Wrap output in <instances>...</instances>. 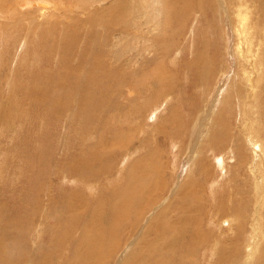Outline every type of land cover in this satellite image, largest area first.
<instances>
[{
	"label": "bare ground",
	"instance_id": "obj_1",
	"mask_svg": "<svg viewBox=\"0 0 264 264\" xmlns=\"http://www.w3.org/2000/svg\"><path fill=\"white\" fill-rule=\"evenodd\" d=\"M10 1L15 0H0V31L8 32L7 30H9V32L18 33L21 29L22 32L25 29L23 33L25 38L31 34H36L38 36V45L42 47L39 53L40 55L45 54V59L42 60V63L45 62L47 67H52L53 61L56 59L55 73L46 76L50 72H46L44 69L35 70L40 72L44 71L40 77H33L37 72L29 73L31 77L30 81L35 85L33 92H39L44 88L35 97L36 100L34 103L41 107L48 116L60 114L70 115V117L74 118L72 119L71 125L72 131L75 133H77L75 126L78 127L79 134L86 127L88 133L93 131V136L94 130L97 131L101 128L99 132H96L98 141H95L96 143L91 146H86L85 149L82 148L80 151L85 152L83 154L84 159L71 156L74 159H70L72 160L70 163L63 164L64 167L58 163L60 165H55L56 168H53L55 169V175L64 169L69 172L73 180L77 179L78 181L83 178V181L91 183L92 186V183L104 179L107 180L113 176L116 169V176L114 175V178L120 183L118 185H110L112 187H108V192H98V194L100 193L102 195V201H97L94 205L88 203V197L80 200L82 194L75 190L69 193L63 191L66 195L61 204L59 202L57 203V197L49 201L45 205L47 214L50 219L56 216L58 221L55 225L56 227H60L62 232L61 235L58 234L56 236V239L54 238L55 241L51 249L47 252L43 250L40 252L39 258H29L28 249L31 248L25 236L30 237L36 231L37 227L39 229L36 233H42L41 236L44 234L45 231H39L40 227L37 225L39 222L37 218L41 217L39 215L43 213L41 211L43 204L41 205V202L35 198L31 199V203L26 202L24 208L22 207L23 218L21 219V223L24 225H21V227H23L22 235L28 249L20 246L16 242L15 237L18 235V231L14 229L12 234L1 236L0 264H53L57 260H62V253L64 251L68 252L69 249H71V256L62 264H98L101 262L98 254L104 248L108 247L111 242L113 244L108 248L109 250L107 249L108 251L106 250L107 252L103 255L102 261L108 259L103 264H114L119 257V253H122L125 249V241L129 239L130 247L127 249L132 248V252H136L134 255L137 254L138 259L144 257L145 263L147 264L185 263V259L189 256L187 248L191 247L193 249L194 247L192 245H197L193 237L196 235L197 228L202 227L199 215L201 209L206 207L208 201V198H205L206 184L216 178L211 193L217 197L227 187H229V191L235 190L233 189L234 187H230L233 186V181L237 177L242 176L241 173L248 172L253 180L256 179L258 184L262 183L264 186V145L260 142V137L257 135V130L260 127H264V124L260 123V121L262 122L261 117L255 118L254 111L252 110L253 102L257 101V107H261L264 101V22L262 24L260 23V20L264 18L261 15L264 8V0H226L227 8H225L226 11L223 13L227 23L229 24L230 22L233 29V55L236 57L238 67V72L234 73L233 77H231L228 91L232 92L234 96L235 88H238L241 112L238 118L235 117L236 114L234 117L239 120L240 128H238L243 134V139L245 137L249 141L250 150H248L251 151V156H248L246 152L247 146L244 141L240 144L238 141H233L234 147H230L231 149H229V144L233 138L224 135L226 119L218 122L220 109H218L217 115L214 116L209 113L202 114L201 108L200 110L194 109L192 111V108L195 107V103H193L194 106L192 105L190 109L191 116L186 121L184 127L189 131L191 129L194 131L198 130L199 133L198 131L195 132L198 138L195 143H189L190 145H187V141L183 143L182 141L175 142L178 144L177 148L179 152H181L179 153L180 156L186 151V156L189 161L186 173L188 178L182 182L178 180L179 184L170 190L166 201H164L166 198L165 189L169 182L166 181V177L164 176L166 172L164 170L166 166V169H169L168 166H170V163L164 159V156L159 155L161 150L158 145L154 149L152 146H145L147 154L131 160L130 158L136 149V145L133 144L134 139L131 140L128 132L116 127L114 131L109 132V142L111 144L109 148L106 147L107 150L105 152V136L103 134L106 130L109 131L112 123H105L106 121L104 122L100 119L104 115H110L113 122H117V119L122 118L123 112L119 110V106L114 98L109 99V97H103L100 94V91L104 90L101 85H105L106 81V85L110 87L112 79L119 78L112 85L114 90L128 88L130 91L137 92V96L141 97L149 91L150 85L155 90L154 96L156 98H154L153 103H156L157 98L159 101L165 97L169 89L166 81L167 66L165 59H169L171 53L177 49L178 45H181V36L184 37L186 33L183 35V32L185 30L188 31L185 22L181 26V36L173 30L172 26L178 20L180 22L183 21L180 19L182 15L186 17L192 13V18H199V16L206 14L207 10L213 5L212 0H182V5L178 8L175 7L180 0H16L11 5L9 3ZM175 16H177V19H175ZM188 20L186 19V21ZM258 20L259 23L257 24L256 22ZM176 26L179 27L180 24ZM193 30L194 28L191 34ZM116 31L120 35V41L117 39L113 40L110 36ZM70 41H73V43L77 41V43L79 42L81 44L78 52L76 50L74 52L71 51ZM133 41L141 44L140 50H133L131 55L128 54L129 56L126 55L125 57L124 53L130 49L128 43H133L134 48H137ZM54 46H56V52L53 49ZM118 46H120L119 50H117ZM193 49H191L192 54L195 53L198 59L193 65L191 64L192 66L190 68L188 67L189 69L187 68V72L190 77H193L192 83L198 89L204 84V81L206 82V79L202 76L203 67L201 64L198 68V60H202V56L197 50ZM43 51L45 53H42ZM145 53H153V57L147 60L153 63L157 58L160 61L158 67L152 68V64L149 63V68L140 64L141 66L138 70H126L127 67L130 69L131 66H128L130 63L134 66V61L143 57L142 55ZM31 57L34 58V55L32 54ZM118 57L124 59L125 63L118 64L120 61H111V59L117 60ZM143 69L147 70L137 73V71L139 72V70ZM66 71L69 73V76L64 77L62 73L67 74ZM107 71H110V73ZM135 73L138 76L132 77ZM216 79L217 77L213 83ZM245 81L250 86V91H247ZM11 83L10 89L14 85ZM161 83L163 84L159 87ZM146 87L147 89H145ZM101 98L103 99V103L97 106ZM246 103L248 104L247 107ZM73 107L75 110L71 115L70 111ZM244 108L246 110L242 112ZM179 110L180 108L177 107L172 111L170 110V112H177ZM234 113L230 112V115ZM1 114L4 118V111ZM173 115H176V113ZM40 116L46 117V115L43 116L42 112ZM212 117L214 120L211 119ZM75 118L80 119L82 122L78 124ZM86 120L89 122L88 125L84 124ZM173 123L169 127L163 126L158 133L165 135ZM104 124H107V127L103 128L102 126ZM257 124L258 127H256ZM3 125L4 122L0 124V129ZM159 128L160 126L156 129ZM175 129L176 127L172 129L173 132H169L168 134H175L179 128L177 130ZM42 130V128L39 129V131ZM207 130H212V132H209L208 135L203 134ZM213 132H215L216 140L213 139ZM188 137L190 138L191 136L189 135ZM164 138H167L166 135ZM85 139L84 137L80 138V147L85 145ZM39 140L37 139V142ZM192 142L194 141L192 140ZM113 148L114 152H112ZM131 149L134 150L129 153ZM232 150L236 153L235 158L232 156ZM36 151L38 152L35 153L36 160L40 163L46 156V152L37 149ZM121 151L126 152V154H123L124 158H122L120 168H116L118 167L117 161H119ZM219 151L226 152L227 154L225 158L221 157L220 159H216L219 166L215 165V170L212 171L214 156ZM116 154L118 155L116 156ZM155 158L164 159L165 161L162 164L165 166H159ZM232 159H235L234 165L231 162ZM129 161H132L130 166L128 165L127 170L124 169L125 172H122L121 168ZM43 163H48V161L45 160ZM51 166L49 165V167ZM196 166L198 169H194ZM218 169L222 170V176L218 175ZM47 170L50 173L51 168ZM202 173L206 176L202 180H199ZM230 174L233 176L231 180L229 179ZM217 176H220L223 180H218ZM195 177L197 179L193 181ZM67 178L71 179V177ZM178 179L180 178L178 177ZM123 181H125L124 184L121 183ZM120 186L122 187L120 188ZM21 191L24 190L22 189ZM39 191L42 192L38 189L34 192L33 190L32 192L30 191V194L34 193L38 195ZM28 192L26 191V194H29ZM60 196H58L59 199ZM208 196L210 195L208 194ZM259 197L260 201H263V196ZM106 202L109 203L107 206L104 205ZM31 204L35 205L34 207L38 209L36 212L37 215L32 214ZM154 205L161 206V210L163 212L166 211L167 216L170 215V211L176 208L178 209V207L181 210L178 211L179 215L176 214L177 216L175 218L168 219L165 223L159 222L154 232L149 231L153 236L149 234L151 237L148 238L149 236L146 230H141L139 223L144 221L148 214L154 213L152 210ZM182 205H185V207L183 208ZM90 207H92V210H90ZM215 209L217 210V208ZM260 211L258 214L256 212L249 213V216L253 220L260 221ZM215 212L217 213V211ZM48 216H45V219ZM223 218L228 220V231L239 235L240 223L244 218L239 217V215L237 218H234V213H229V211H224V214L220 215L218 220L221 221ZM152 220L153 217L150 218L148 224ZM15 222V219H9L7 224L14 226ZM78 228L80 230V236L76 241H72V235ZM255 228L257 229V227ZM128 229H130V235L127 234ZM260 233L263 238L264 233L261 230ZM204 235L206 234L202 232L198 236L199 245L206 246L210 250L215 249L214 245L219 242L220 235H217L218 237L215 238L214 243L212 239L210 240L208 238L206 240L203 237ZM165 237L167 238V242ZM105 238L107 240L110 239L107 241L108 244L99 248ZM259 238L260 236L254 235V241L252 242H255ZM250 244L249 253L252 257L253 254L251 251L255 250L257 245L255 243ZM234 247V245L231 246V250L233 249L232 254L234 253ZM260 252L264 253V246L262 245L255 250V254L257 253V256H260ZM211 257L213 256H208V262ZM125 260V255L120 256L119 264H122ZM261 261L262 258L257 257L253 264H259ZM242 264H249L247 255L242 261Z\"/></svg>",
	"mask_w": 264,
	"mask_h": 264
},
{
	"label": "rangeland",
	"instance_id": "obj_2",
	"mask_svg": "<svg viewBox=\"0 0 264 264\" xmlns=\"http://www.w3.org/2000/svg\"><path fill=\"white\" fill-rule=\"evenodd\" d=\"M15 1H10L9 2L10 5ZM212 2L213 5L211 8L209 9L207 8L208 10L206 14L199 16V18L197 17L192 18L193 16L191 15L192 13L186 17L182 15L180 19L183 21L180 22L178 20L177 21L178 23L176 22L174 23L175 26L174 25L172 26L173 30L176 33H179V35L181 36L182 35L181 26L183 22H185L188 31L185 30L183 32V35L185 33L186 35L184 37L181 36L180 39L181 45H178L177 49L171 53L169 59L167 58L165 59L167 66L166 81L169 88L168 93L165 97L161 98L159 101L157 98L156 103H153L154 98H156L154 96L155 90L151 88L150 85H149V91L141 97L137 96L138 95L137 92L130 91L128 88H123L122 90H114L112 88V85L114 84L115 81L119 80V78L112 79L110 87L106 85V81H105V85H101V87L104 90L100 91V94L103 97H109V99L114 98L119 106V110L123 112L122 118L117 119V122H113L110 115L108 116L104 115L102 119H100L101 121L104 122L106 121L105 123H112V127L109 129V131L106 130L105 128L106 131L103 134L105 136L104 138L105 152L107 150L106 147L109 148L111 144L109 142L110 140L109 132L114 131L116 127H119V129L128 132L129 138L131 140L134 139L133 144L136 145L135 147L136 149L135 150L131 149L129 151V153H131L134 150V153L130 158L131 160L146 155L147 151L145 146L147 147L152 146L154 149L158 145V147L161 150L159 155L164 156V159L168 160V162L170 163V166H168L169 169H166L167 167L166 166L164 170V172H166V174L164 175L166 177V181L169 182L167 184V188L165 189L166 198L164 199V201H166L168 194H170V190L174 189L175 186L179 184L178 180L179 181L181 180L180 182H182V181H186L188 178L186 173H187V167L189 161L186 156V151L180 156L179 153L181 152H179L177 148L178 144H176L175 142L182 141L183 143L187 141L186 142L187 145H190L195 143L198 138L197 134L195 133L198 130L194 131L191 129L189 131L184 127V125H186V121H188L189 117L191 116L190 109L193 103H195L194 104L195 107L192 108V111L194 109L200 110L201 108L202 114L209 113L210 115L214 116L217 115L218 109H220V116L218 117V122L226 119L225 122L226 129L224 131V135L233 138L232 142L229 144V149L234 147L233 141H238L239 144L242 141H244V143L247 146L246 152L248 156H251V151H249L250 150L249 149L250 145L248 143L249 141L245 137L243 139V134L239 130L240 128L239 127L240 124L238 122L239 120H237L241 112L239 105L238 88H235L234 96L232 95V92L228 91L231 77H233L234 73L238 72V67L236 64V57L233 55V46H234L233 29L230 25V22L228 24L223 15L224 11H226L225 8H227L226 0H212ZM181 5H182V0L178 2L175 8H178ZM219 5L221 6V8ZM261 15L262 17H264V8L261 12ZM175 19H177V16H175ZM186 19L188 21H186ZM263 22H264V18L260 20L261 24ZM256 23L258 24L259 20ZM179 24L180 26L177 27L176 25ZM193 28L194 30L193 33L191 34ZM7 31L9 32V30ZM8 32H5L3 30L0 31V35H1L0 36L1 37L0 38V97H1L0 110L2 109L0 111V124L4 122V125L1 126L0 129V163H1L0 164L1 167L0 168V218H2L0 219V239L1 236L12 234L13 230L15 229L16 231H18V235L15 237L16 242L20 246L28 249V247L25 245L24 238L22 235L23 227H21V225L22 226L24 225L21 223V219L23 218L22 210L26 202L31 203V199L33 198L37 199L39 202H41V205L43 204L42 205L43 208L41 209L43 213L39 215L41 217L37 218L39 220L37 225H39L40 227L39 231L41 232L45 231V232L42 236H41L42 233L41 234L36 233L39 229L37 227L36 231L30 237L25 236V238L30 243L31 249L28 250L30 255L29 258L31 259V258H39V254L42 250L44 252H47L49 249H51V247L53 246V242L56 239V236L58 234L61 235L62 232L61 228L56 227L55 225L58 221V219H56V216L55 217L53 216V218L50 219V217L47 214L45 205H47L49 201H52L57 197L56 198L57 203L59 202V204H61L63 203V198L65 197L66 193L75 190L76 192L82 194L80 200H84V198L86 199V197H88L87 198L88 203H90V205L91 204L94 205L95 202L102 201V197H101L102 195H100V193L98 194V192H102V191L108 192V187H112L110 185L113 184L118 185V183L120 182H118L117 180H115L116 178H114V175L116 176V169L113 176H111L107 180L104 179L101 181H97L96 183H92V186L91 183H86L85 181H83L82 180L83 178H81V180L78 181L77 179L73 180L69 172L64 169H62L61 172L59 171L55 175V171H54L55 169H53L56 168L55 165L58 166L61 164L64 167L63 164H66L67 162L70 163L74 159L73 157L71 158V156L84 159L83 154H85V152H80V151L82 150V148L85 149L86 146H91L98 141L96 132H99L101 128L98 129L97 131L94 130V136H93L92 135L93 131L88 133L86 127H84L83 132L79 134V129L77 126H75L77 132L75 133L72 131V125H71V122L73 121L72 119L74 118L70 117V115L60 114V115L48 116L41 107L37 106L34 103L36 100L35 97H37L44 88L39 92L38 91L33 92L35 85L31 83L30 81L31 77L29 73L37 72L35 73L36 75L33 77H40V75L44 73V71L40 72L35 70L44 69L46 72L47 71L50 72L49 74H46V76L55 73L56 59H54L52 67H47L45 62L42 63V60L45 59V54L40 55L39 53L41 52L42 49L40 48L42 47L38 45V36L36 34H31L30 36L25 38L23 34L25 32V29L23 30V32L21 29V31H18V33H14L11 31H10L11 33ZM110 36L113 40L117 39L118 41H120V35L117 31L113 32ZM70 43L72 47L71 51L74 52L76 50L78 52L81 44L79 42L77 43V41H75L74 43L73 41H70ZM134 43L137 46V48H134L133 43H128L130 49L124 53L125 57L128 54L131 55L133 50H140L141 44H138L136 42ZM55 47L56 46H54L53 49L56 52ZM119 47L120 46L117 47V50L120 49ZM193 48L197 50L198 53L202 56V60H198V68L200 67L201 64V66L203 67L202 76L204 77V79H206V82L204 81V84H202L201 87L198 89L195 87V84L192 83L193 77H190L187 72V70L198 59L196 58L195 53L192 54L191 49ZM42 53H45V51H43ZM32 54L34 55V58L31 57ZM142 56L143 57H140L138 60L134 61V64L136 66L135 65L132 66L130 63L128 65L131 66L130 69L127 67L126 70L128 71L138 70L140 69L141 66L140 64L149 68L148 67L149 63L152 64V68L158 67L160 61L157 60V58L153 63L147 60L153 57V53H145ZM111 61H120L118 62V64L125 63L124 59H121L120 57H118L117 60L111 59ZM146 70L147 69L139 70V72L137 71V73L144 72ZM107 72L110 73V71ZM137 73L133 74L132 77L138 76ZM62 74L64 77L69 76V73L67 74L62 73ZM216 77L217 79L213 83ZM10 83L14 84L11 89H10L11 86ZM162 84L163 83L159 84V87ZM190 84L193 85L190 86ZM128 86L130 85L128 84ZM245 86L247 87V91H250V86H248L247 81H245ZM145 89H147V87ZM207 91L208 93H206ZM102 103H103V99L101 98L97 106H99V104ZM257 104H258L257 101L253 102L252 110L254 111L255 118L257 119L258 117H261L262 122L260 121V123L264 124V101L261 107L259 106L257 107ZM247 106L248 104L246 103V107ZM177 107L180 108V110L177 111L178 113L170 112V110L172 111ZM46 110H48V108H46ZM74 110L75 108L73 107L72 110L70 111L71 115L74 113ZM245 110L246 109L244 108L242 112ZM3 111H4V118L2 117L3 115L1 114ZM41 112L43 116L46 115V117L40 116ZM230 112L232 113L235 112V113L232 114L233 115L232 116L230 115ZM174 113H176V115H173ZM234 115L237 118H235ZM68 118H70L71 121L68 120ZM211 119L214 120L213 117ZM75 120L77 121L78 124L82 122L78 118H75ZM172 123L173 125L170 127L171 129L169 128L165 133L167 137L165 139L164 138L165 135H160L158 131L161 130L163 126L169 127ZM84 124L88 125L89 122L86 120L84 121ZM159 126L160 128L156 129ZM102 127L103 128L107 127V124H104ZM175 127H176L175 130L179 128L175 132V134L174 133H170L171 135L168 134L169 132H173L172 129ZM256 127H258V124ZM40 128H42L43 130L39 131ZM182 128H184L185 130ZM257 131H258L257 135L258 137H260V142L264 145V127H260ZM209 132H212V130H207L206 132H203V134L208 135ZM189 135L191 136L190 138L188 137ZM82 137H84V139L86 138L85 139L86 142L84 141L85 145L83 147H80L79 142H80V138ZM37 139L40 140L37 142ZM213 139L216 140L215 132H213ZM192 140L194 142H192ZM36 149L43 150L44 152H46V156L43 158L42 162L40 163L36 160L35 153H38ZM112 152H114V148ZM231 153H233L232 156L235 158L236 153L233 150ZM123 154L125 155L126 152L124 151L120 152L119 161L120 160L121 161L120 162L117 161L118 167L116 168H120L123 160L122 158H124ZM226 154H227L226 152H221V151L215 154L212 163V171L215 170V165L219 166V163L216 159H220L221 157L225 158ZM117 155L118 154H116V156ZM155 159L156 162L159 164V166H165L164 164H162V162L165 161L164 159L162 158L160 159L155 158ZM45 160H47L48 163H43ZM131 162L132 161H129L128 163L124 164L127 167L123 166L121 168L122 172H125V170H127ZM231 162L234 165L235 159L234 160L232 159ZM49 165L52 166L49 167ZM47 167L51 168L50 173H48ZM194 169H198V167L196 166ZM36 171L39 173L37 174ZM218 175L222 176L221 169H218ZM241 175L242 176L239 177L240 179L237 177L235 181H233L232 184L233 186H230V187H234L233 189L235 190L229 191V187H227V189H225L224 192H222L220 196L217 197H215L214 195H212L213 193H211L212 189L214 188V183L216 181V178L214 180H211L212 182L210 181L208 184L205 185L206 188L205 198H208L207 199L208 201L206 203V207H203L201 209L199 215V217L201 218L200 222L202 223L201 225L202 227L197 228L195 235L196 237L195 236L193 237L195 238V243L197 245H192L194 247L193 249L191 247L187 248L186 246V248L189 251L188 253L189 256L187 257V259H185V263L183 262L181 264H242V261L244 260L246 255L247 258H249V264H253L254 260L257 257L262 258V261L259 264H264V253L260 252L259 253L260 256H257V253L255 254V250H257L261 245L264 246V237L262 238L260 233V230L261 232L264 233V186L262 183L258 184V181L256 179L253 180L248 172L241 173ZM205 176L206 175L202 173L200 175L199 180H202ZM220 176H217L218 177L217 179L223 180V178L221 179ZM67 177H71V179H68ZM178 177L180 179H178ZM232 178L233 176L230 174L229 179L231 180ZM195 179L197 178L195 177L193 181ZM121 183L124 184L125 181ZM86 184H90V185H86ZM26 185L29 186L26 187ZM180 185L182 184L180 183ZM121 187L122 186H120V188ZM42 188L44 189L42 190ZM22 189L24 191H21ZM34 189L35 190L40 189L42 192L39 191L38 195L34 193L30 194L32 190L33 192L35 191ZM25 190L29 191L28 192L29 194H26ZM63 191L66 193H64ZM208 194L210 196H208ZM58 196H60V199ZM259 196H263V201H260ZM108 204L109 203L107 202L104 203L105 206H107ZM222 205L223 207L221 208ZM31 206H32L31 207L32 214L37 215L36 212L38 211V209L35 208L34 207L35 205L33 204H31ZM182 207L184 208L185 205H182ZM90 208H91L90 210H92V207ZM215 208H217V210ZM161 209H162L161 206L159 207L157 205H154L152 210L155 214L154 213L148 214L144 219V221L139 223V227H141V230L142 229L146 230V233L149 236V237L147 236L148 238L153 236L149 231L154 232L156 225L159 222L165 223L168 219L175 218L177 215H179L178 211L181 210L180 207H178V209L176 208L173 211H170L172 214L170 213V215L167 216L166 211L163 212ZM215 211H217V213ZM224 211L225 212L229 211V213L232 214L234 213V218H237L238 215L239 217L244 218V220H242L240 223L239 235L228 231L229 226L227 225L228 220L226 218H223L221 221L218 220L220 215L224 214ZM259 211L262 220L260 219V221H258L251 219L249 213L251 214L256 212V214H258ZM45 216L48 217L45 219ZM151 217H153V220L151 221V223L148 224ZM155 218L156 220H154ZM9 219L16 220L14 226H9L7 224V221ZM254 224L256 225L254 226ZM255 227H257V229ZM129 230L130 229L127 230L128 235H130ZM202 232L206 234L203 237L206 240L208 238L210 240L212 239L213 243L215 242V238L218 237L217 235L218 234L220 235L219 242L214 245L215 249L210 250V248L206 246L199 245V240L197 238L199 235H201ZM254 235L260 236L259 239L261 241L259 239H256L255 242H252L254 241L253 239ZM79 236H80V230L78 228L77 230H75V232L72 235V241H76L79 238ZM108 240L105 238L103 240L104 242L101 243L99 248L106 246L108 244L107 242ZM129 240L125 241V249L122 251L123 254L119 253V257L117 259L118 262L115 261L114 264H119V259L120 256L122 255L126 256V260L122 264H128V263L139 264V262L140 264L143 263L147 264L145 263L144 257H140L138 259L137 254L134 255L136 252H132V248L127 249L128 247H130L128 242ZM165 240L167 242L166 237ZM250 243H255V245H257L256 249L251 251L253 254L252 257L250 256L249 253V249L251 247ZM109 244L110 245L108 247L104 248V250L98 254L101 261L98 264H103L107 262L108 259L105 261H102V259H103V255L109 250L108 248L113 243L111 242ZM232 245L235 246L233 254H232L233 249L231 250ZM64 252L62 253L63 255V257L61 258L62 260L60 261L57 260L53 264H62L66 262V260L71 256L70 255L71 249H69L68 252L67 251ZM208 256H213L209 259V262H208ZM218 260H220V262H218ZM176 263L179 262H175L174 264Z\"/></svg>",
	"mask_w": 264,
	"mask_h": 264
}]
</instances>
